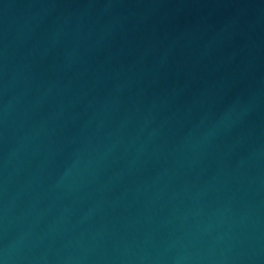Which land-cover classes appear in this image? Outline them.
Returning <instances> with one entry per match:
<instances>
[{"label": "water", "instance_id": "obj_1", "mask_svg": "<svg viewBox=\"0 0 264 264\" xmlns=\"http://www.w3.org/2000/svg\"><path fill=\"white\" fill-rule=\"evenodd\" d=\"M0 264H264V0H0Z\"/></svg>", "mask_w": 264, "mask_h": 264}]
</instances>
